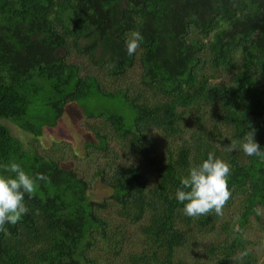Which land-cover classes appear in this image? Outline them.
Listing matches in <instances>:
<instances>
[{"label":"trees","instance_id":"trees-1","mask_svg":"<svg viewBox=\"0 0 264 264\" xmlns=\"http://www.w3.org/2000/svg\"><path fill=\"white\" fill-rule=\"evenodd\" d=\"M72 103L93 136L44 145ZM252 129L264 151V0H0V165L51 181L0 264H264V159L225 150ZM209 152L232 195L191 218L175 193Z\"/></svg>","mask_w":264,"mask_h":264},{"label":"clouds","instance_id":"clouds-1","mask_svg":"<svg viewBox=\"0 0 264 264\" xmlns=\"http://www.w3.org/2000/svg\"><path fill=\"white\" fill-rule=\"evenodd\" d=\"M143 37L138 31L131 32L126 38L127 55L133 56L140 46ZM112 67V65H110ZM255 129L245 133L242 142L232 140L225 148L228 152L242 150L248 156H258L264 159V151L255 141ZM0 232H7L6 224L16 225L29 208L25 204V196L34 198L39 188V182L50 183V177L43 173L31 175L21 164L9 162L0 165ZM231 175L230 165L209 152L207 159L196 166H191L188 175L181 179V187L175 197L183 204V214L191 218H199L215 213L223 215V208L232 193L228 187ZM261 214L259 208L254 210ZM248 255L245 250L240 253L241 259Z\"/></svg>","mask_w":264,"mask_h":264},{"label":"rangeland","instance_id":"rangeland-1","mask_svg":"<svg viewBox=\"0 0 264 264\" xmlns=\"http://www.w3.org/2000/svg\"><path fill=\"white\" fill-rule=\"evenodd\" d=\"M82 117V112L79 107L75 104H69L62 114L61 118L57 121V124L54 127H48L43 130L42 137L44 145H48L51 143L50 139L53 137V140L64 139L70 140L73 139L77 142H81L85 140L87 137L91 138L93 135L85 132L80 126H78V120ZM16 130V127H12V132ZM21 132L17 131L15 134H20ZM21 139L24 145L28 146V143L31 142L29 136H24V134H20ZM32 146H38V140L35 139L34 143H31ZM86 163L82 162L79 166H85ZM65 166L77 167V161L68 162ZM106 188L100 186V184L94 185L92 187L93 197L94 199H100L105 195ZM256 234L261 235L260 232H256ZM264 240V238H263ZM259 250L264 251V242L260 245Z\"/></svg>","mask_w":264,"mask_h":264}]
</instances>
